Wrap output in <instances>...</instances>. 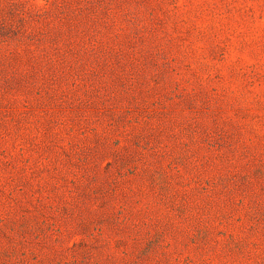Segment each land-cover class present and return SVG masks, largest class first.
Wrapping results in <instances>:
<instances>
[{"label":"rangeland","instance_id":"1","mask_svg":"<svg viewBox=\"0 0 264 264\" xmlns=\"http://www.w3.org/2000/svg\"><path fill=\"white\" fill-rule=\"evenodd\" d=\"M0 264H264V0H0Z\"/></svg>","mask_w":264,"mask_h":264}]
</instances>
